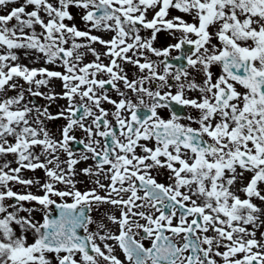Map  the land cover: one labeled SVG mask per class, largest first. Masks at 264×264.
Returning a JSON list of instances; mask_svg holds the SVG:
<instances>
[{
  "label": "snow or ice",
  "instance_id": "snow-or-ice-1",
  "mask_svg": "<svg viewBox=\"0 0 264 264\" xmlns=\"http://www.w3.org/2000/svg\"><path fill=\"white\" fill-rule=\"evenodd\" d=\"M0 264H264V0H0Z\"/></svg>",
  "mask_w": 264,
  "mask_h": 264
},
{
  "label": "rangeland",
  "instance_id": "rangeland-1",
  "mask_svg": "<svg viewBox=\"0 0 264 264\" xmlns=\"http://www.w3.org/2000/svg\"><path fill=\"white\" fill-rule=\"evenodd\" d=\"M14 23V22H13ZM24 63H28V61H23ZM56 70H59V69H56ZM56 84H57V91H59L60 89H59V82H56ZM41 103H43V101H41ZM59 103L60 104H63L64 103V101H59ZM56 109L55 108H53L52 109V111H55ZM64 122L61 120V121H59V122H55V123H53V125H52V130L53 131H55L56 130V128H58V127H60V125L61 124H63ZM88 163H91V161H89ZM82 167L83 166H86V165H81ZM32 175V173H25V176L26 177H30ZM36 175H38V176H40V177H42L43 176V173L42 172H38ZM16 190H18V191H23V189H20V188H17ZM101 211H104V209H102Z\"/></svg>",
  "mask_w": 264,
  "mask_h": 264
},
{
  "label": "flooded vegetation",
  "instance_id": "flooded-vegetation-1",
  "mask_svg": "<svg viewBox=\"0 0 264 264\" xmlns=\"http://www.w3.org/2000/svg\"><path fill=\"white\" fill-rule=\"evenodd\" d=\"M175 41L167 40L164 36L161 37V43L166 46L167 43H174ZM176 53H174L175 55Z\"/></svg>",
  "mask_w": 264,
  "mask_h": 264
}]
</instances>
